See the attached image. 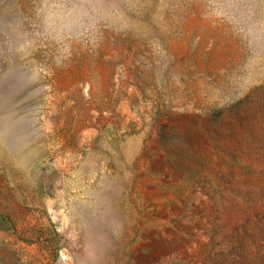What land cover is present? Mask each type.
Here are the masks:
<instances>
[{"label":"rangeland","instance_id":"obj_1","mask_svg":"<svg viewBox=\"0 0 264 264\" xmlns=\"http://www.w3.org/2000/svg\"><path fill=\"white\" fill-rule=\"evenodd\" d=\"M0 264H264V0H0Z\"/></svg>","mask_w":264,"mask_h":264}]
</instances>
